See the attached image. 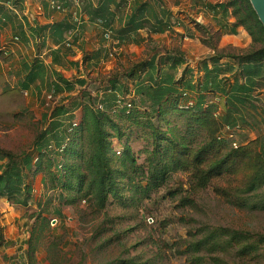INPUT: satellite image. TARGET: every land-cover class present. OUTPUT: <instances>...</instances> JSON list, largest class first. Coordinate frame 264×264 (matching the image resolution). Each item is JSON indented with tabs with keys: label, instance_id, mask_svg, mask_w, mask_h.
Wrapping results in <instances>:
<instances>
[{
	"label": "trees",
	"instance_id": "obj_1",
	"mask_svg": "<svg viewBox=\"0 0 264 264\" xmlns=\"http://www.w3.org/2000/svg\"><path fill=\"white\" fill-rule=\"evenodd\" d=\"M21 1L0 0V29L11 19L5 4L17 6ZM70 1L73 6L75 0ZM68 2L61 5L66 11L72 8ZM112 4H115L114 0H100L98 8L91 9L90 4L80 0V6L91 13L93 20L100 21L102 34L110 27L109 6ZM216 7L224 12L230 11L234 18L228 34L235 35L237 29H243L251 39V46L245 51L210 48L214 50V55L208 59L212 68L208 70L204 62V74L198 77L199 81L180 51L147 58L124 72L95 81L87 76L67 79L60 72L53 71L54 80L48 85L50 95H67L59 98V103L48 115L47 125L36 135L30 150L16 153L0 148V199L27 212L33 200V185L41 176L47 190L56 192L53 201L57 199L71 206L84 202L93 210L102 212L110 200L125 209L136 202L155 203V194L165 186L171 175L178 172L189 174L191 188L200 190L208 188L216 179L247 169L249 173L241 186L234 191L215 189V192L236 208L263 210L264 144L236 146L232 133L238 128L232 127L235 119H225V125L215 119V106L205 102L203 93L214 91L217 87L215 80L232 72V67L228 65L218 66L222 59H230L238 71L232 75L235 82L224 90L225 96L224 93L222 96L227 99L224 105L231 100L246 109V106L257 103L252 94L264 80V29L248 0H226ZM147 8V1L135 7L124 28L115 33L118 40L123 42L129 33L144 27L142 23L135 24L133 21L144 17ZM161 11L167 14L164 9ZM151 16L155 17L154 11ZM69 28L56 24L44 27L54 46H57L51 55L52 64L60 65L63 35ZM205 29L210 32L207 27H202V30ZM166 30V21L162 19L156 20L155 26L151 27L154 34ZM216 34L219 38L222 32ZM0 58L7 60V52L1 47ZM181 67L183 69L178 77ZM43 72V63L34 59L17 86L20 92L30 91L32 85L41 80ZM226 78L229 77H221L220 80L226 81ZM239 80L243 83L238 84ZM202 81L203 84L205 81L204 85ZM96 82L98 86L92 93L90 87ZM237 108L234 107L238 114ZM171 119L178 121L185 130H203L206 142L191 148L183 139L167 135L163 128L169 125ZM214 124L225 127L226 131L212 130ZM132 125L151 132L150 150L144 148L138 153L133 150L129 137L132 130H125ZM140 154L144 158L139 164ZM135 177H140V180L135 181ZM178 193H185L179 201L181 207L194 204L189 189L183 186L168 191L164 199ZM53 212L56 216L60 215L59 208ZM37 218L42 222L40 231L34 226L30 233L27 250L30 262L35 260L43 227H48V220L40 214ZM176 252L189 264H227L225 257L230 253L241 259L264 253V235L205 227L198 235L184 241L183 249ZM115 264L133 262L121 260Z\"/></svg>",
	"mask_w": 264,
	"mask_h": 264
},
{
	"label": "rangeland",
	"instance_id": "obj_2",
	"mask_svg": "<svg viewBox=\"0 0 264 264\" xmlns=\"http://www.w3.org/2000/svg\"><path fill=\"white\" fill-rule=\"evenodd\" d=\"M29 1L28 5L34 2ZM196 9L194 13H200L201 10ZM34 13H37V10ZM194 13L191 17L182 15L185 23L191 25L187 30L182 26L185 33L173 32L158 37L155 41L148 39L141 50L134 52L132 50L125 52L124 49L120 51V48L113 49L110 46L113 59L111 58L112 61L105 70L104 66L99 65L95 66V70H90L84 75L92 81L99 80L114 73L124 72L150 55L155 56L157 53L168 51L183 52L191 69H195L201 61H206L204 58H208L205 54L206 50L202 47L214 48L219 38L212 30H209L210 32L206 29L202 30V24L195 20ZM22 18L25 20L24 17ZM4 27L0 29V39ZM181 70L182 68L178 77ZM199 70L200 68L194 72L198 81ZM47 73V80L41 87L23 93L17 85L12 86L11 81L5 83L4 78L0 76L2 88H0V148L16 153L30 150L36 135L47 125L48 115L59 103L58 97L50 95L48 85L53 74ZM211 77L213 79V75ZM215 81L217 82L215 90L212 92L206 90L203 93L205 102L215 106L214 117L220 123L225 125V119L230 120V117L235 119L232 127L238 128L234 132L231 130L235 145L264 144V92L256 94L262 100H255L257 103L251 107L246 106V109L237 106L239 104H233L231 100L228 105H224V101L227 100L223 98L224 90L229 89L228 86L232 84L233 78L231 76L226 78V81L220 79ZM97 86L98 82L91 85L92 93ZM234 107H238V114ZM212 126V130L226 131L225 127L219 124ZM163 129L167 135H173L178 140L183 139L191 148L199 147L207 140L203 130H185L178 121L172 119ZM125 130H132L129 136L130 145L136 153L144 148L151 149L152 136L148 129L132 125ZM143 158L144 155L140 154L139 164L142 163ZM248 173L247 169H242L235 175L212 181L206 189L193 190L189 174L178 172L171 175L165 186L155 194V203L136 202L135 205L125 209L110 200L106 210L102 212L93 210L84 202L71 206L57 199L53 201L56 192L47 190L44 178L38 176L33 185V200L27 212L22 208L12 207L10 211L12 218L8 221L2 220L3 208L0 201V223H4L3 228L0 226V241L5 243L6 236L11 232L12 238L8 240L11 243L9 249L14 253L10 254L9 259L18 264H115L121 260H132L133 264H189L176 251L182 250L184 241H189L192 235H198L205 227L229 228L254 235H264V209L236 208L215 192V189L234 191L242 185ZM138 180L140 177H135V181ZM181 186L189 189L194 201L192 206H180V198L185 193L164 199L168 191L179 189ZM157 197L161 198L157 199ZM55 208L60 209L59 216L53 212ZM38 214L48 220V227H43V236L37 245L35 260L30 262L27 257L30 233L34 226L40 231L42 222L38 220ZM43 224L46 225V222ZM35 236H37L36 231ZM33 242L34 240L32 244ZM22 246H25L23 251H21ZM225 260L227 264H264V253L247 259L238 258L234 253H230Z\"/></svg>",
	"mask_w": 264,
	"mask_h": 264
},
{
	"label": "crops",
	"instance_id": "obj_3",
	"mask_svg": "<svg viewBox=\"0 0 264 264\" xmlns=\"http://www.w3.org/2000/svg\"><path fill=\"white\" fill-rule=\"evenodd\" d=\"M33 1L32 5H28L30 1L23 0L15 6V11L18 15L6 9V11H10L13 15L10 13L8 14L11 19L9 24L1 31L0 39L2 49L7 52V60L0 58V76L4 78L5 83L11 81L12 86H18L27 73L33 59H37L43 63L44 72L40 74L41 80L36 81L35 84L32 85L31 90L41 87V85L46 82L47 72H50V74L53 73V71L60 72L65 78L73 79L74 77H85L84 74L90 70H95V66H104L103 68L105 70V67L113 59L109 50L110 46L113 49L120 48V51L124 49L125 52L128 50L134 52L135 50H141L148 39L155 41L158 37L166 36L173 32L174 34L179 32L185 33L182 26H185V30H187L191 25L185 23L182 15L191 17L196 8V10L201 11L197 14L194 13L196 17L195 20L200 22L202 27H207L212 30L213 33L222 32L217 41V45H215L217 50L234 49L245 51L251 44L250 37L241 28L236 30L235 35L228 34L231 24L234 22V18L231 16L230 11L224 12L216 7V5L225 3L226 0H122V2H120V0H114L115 4L109 6L111 15L109 20L110 27L104 31V34H102L99 29L100 21H94L91 13H88L85 8H76L74 5L72 6V1L70 0H65L63 2L59 0L60 5H62V3L66 5L67 1H69L68 3L72 7L68 11L63 8V12L51 10L45 0ZM85 1L90 4L91 9H97L100 0ZM145 1L148 3V8L145 11L144 17H137V20L133 21L135 24L142 23L144 27L137 29L133 33H129L127 37H124L123 42H121L116 38L117 36L115 33L124 28L125 22L131 16L135 7L139 3ZM28 9L31 11H28ZM161 9H164L167 14H164ZM36 10L37 13H34ZM152 11L155 13L154 18L151 16ZM105 16L107 17V15ZM22 17H24L25 20H22ZM160 19L166 21L167 30L154 34L151 31V27L155 26L156 20ZM53 24L61 27H70L63 35L64 45L61 47L62 49L59 56L60 65L51 63V55L54 54L57 46H54L50 40L48 31L44 30L45 26ZM178 26L180 27L178 28ZM16 36L19 37L18 41L14 40ZM202 48L206 50L205 54L208 55V58L204 59H206L205 62L207 63L208 70H211V63L208 59L214 55V50L206 47ZM82 51H84L83 55ZM86 52L89 54H86ZM164 53L165 52L157 53L155 56L150 55L146 58H158ZM84 55L86 57L85 60H83ZM185 58L187 60L186 56ZM203 63L204 62L201 61L194 69L195 72V70L197 71V69L200 68L199 76L202 77L204 74ZM186 65L192 68L188 60ZM227 65L232 67V72L220 76L219 79H221V77H231L238 71L234 62L230 59H222L218 66L225 67ZM181 68L183 69V67ZM53 80L54 77L50 79V81ZM234 82L235 80L232 81V84ZM242 83L243 81L239 80L238 84ZM259 92H264V80L261 83V87H258L252 94L255 100H262L256 95ZM66 95L67 93H63L58 98ZM0 201L3 208L2 220L8 221L12 218V213L10 211L13 208L12 206L10 207L5 200L0 199ZM3 224L4 223H0L1 228H3ZM5 224L9 225V223ZM11 238L10 232L9 235L6 236L5 243L0 244V264H18L9 259L10 254L14 253V251L9 249L11 243H9L8 240H11ZM24 249L25 246H22L21 251Z\"/></svg>",
	"mask_w": 264,
	"mask_h": 264
},
{
	"label": "built area",
	"instance_id": "obj_4",
	"mask_svg": "<svg viewBox=\"0 0 264 264\" xmlns=\"http://www.w3.org/2000/svg\"><path fill=\"white\" fill-rule=\"evenodd\" d=\"M47 2L48 7L51 10H54L55 12H63V8L59 4V0H45ZM74 7L79 8L80 6V0H75L74 1ZM5 8L13 12L14 14L17 15V12L15 11V6L11 3L5 4ZM39 10V9H38ZM15 41L19 40V37L14 38ZM52 96V95H51ZM50 96V97H51Z\"/></svg>",
	"mask_w": 264,
	"mask_h": 264
},
{
	"label": "water",
	"instance_id": "obj_5",
	"mask_svg": "<svg viewBox=\"0 0 264 264\" xmlns=\"http://www.w3.org/2000/svg\"><path fill=\"white\" fill-rule=\"evenodd\" d=\"M248 2L264 29V0H248Z\"/></svg>",
	"mask_w": 264,
	"mask_h": 264
}]
</instances>
